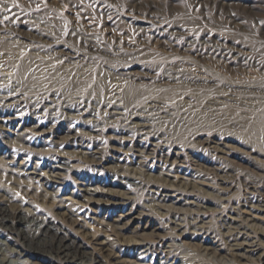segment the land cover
<instances>
[{
    "label": "bare ground",
    "instance_id": "1",
    "mask_svg": "<svg viewBox=\"0 0 264 264\" xmlns=\"http://www.w3.org/2000/svg\"><path fill=\"white\" fill-rule=\"evenodd\" d=\"M134 1L136 2V4H138L137 6H139V3H142L141 0H134ZM190 1L193 7L196 6L197 8L198 7L204 8L206 6H209L208 0H190ZM216 4L219 6L218 8L220 9H223L225 7L229 9L230 7V2L226 0H218ZM244 12L246 13V11ZM203 16L205 18H208V14L206 13ZM228 17H229L228 19L230 20V23L229 22L228 23L230 25H233V27H235L236 25L235 21H237L235 18L236 15L231 14L230 12V15ZM148 22H153V21H148ZM159 23L160 25H158V28H161L163 32L165 31L169 33H174L179 31L178 27L174 24H171L170 22L161 21ZM15 40H13L12 42L0 41L1 62L4 59H10L7 58L10 55L12 57L16 55V51L18 50V48H20L19 47L20 45L18 46ZM223 42H222L223 44L221 42L220 43L218 42L217 44L220 45L221 47L220 50L225 55L238 57L246 54L240 48L242 45L236 44L234 40L226 41L224 39ZM165 52L167 51L165 50ZM191 54L197 57H201V59L208 58L206 54L204 55L201 52L197 53V51L185 55H181V54L167 55L166 53L164 54L163 51H155V52H145V53H131L128 57H125V59H128V61L126 62H124L125 59L123 61L115 60L116 62L112 60L113 63L103 65L101 68L102 70L100 69V71L103 74L102 75L103 78L110 77L112 79V82L114 83H112V85H107L106 87L102 85L104 88L101 94L95 92V87L98 86L100 80L94 79L92 72H88L87 69H83L80 67V69H78L77 72L74 73V75L71 77L70 74L71 70L67 69L68 68L67 65V68H65L60 74L53 75L49 79L52 81V86L56 87L57 90L52 92L51 95L53 97L49 98L48 93L50 92L49 91L50 89H48L46 92L47 97H45L48 99L46 100V103L44 102L46 105H51V107L53 106L55 108L54 110H57L56 113L53 112L49 113L52 120L55 118L57 119L62 118L68 121L69 123L76 122V124L71 128L69 125L67 127V130L64 133H62V135H59L61 132H59V130L55 129L53 126L51 127L48 126L49 129L47 130L43 129V127L45 126L42 125L40 122L34 123L33 117L29 120L27 119V117L22 118L23 116L22 117L19 116L20 115L19 113L20 111L18 110L19 97L17 96L18 94L17 90L9 89L8 87L9 85H7L8 82H6L7 79L5 78L6 80H4L1 78L0 79V127L6 129L8 133L13 130L14 133L16 134L18 133L19 135H22L23 133L26 132H31L33 134L47 135L46 138H49L51 143L57 144V147L61 144L65 145L64 146L65 151H62L61 152L62 154H66L72 158L73 157L75 158L78 155H80L82 158H85L86 160L88 159L89 162L94 163V165L101 166V168H103L105 164L104 162L108 161L107 163L110 164V166H108L110 168L109 172L113 174L111 177H115V180L113 181L108 179V184L110 185L112 184L116 186H129L130 184L131 186L137 185L139 187H142L143 189L149 190V192H152L154 196L158 197V200L162 199L165 201L167 199H170V200L186 202L187 199H192L195 201L190 203L198 204V206L199 203L202 202L205 204L215 203V201H213L212 199H207L206 195L205 196L192 195L190 198L186 192L179 189L182 186L184 188L188 186L194 190L196 189L200 191L202 194L215 192L216 195L219 197V199L227 200L228 202H230V196L228 195L230 194L231 191H238L239 189L236 183H241L244 186V191L239 192L238 195L240 201L241 202L243 201V203L247 205V208H249L247 210L250 211H247L246 209H240L236 211L234 210L235 207L234 209L232 208L224 209L223 212L228 217V221L225 224L226 225L228 224L232 225V223L235 224V222L237 221L236 216H240L242 215V213H249L254 220L255 219L258 220L259 218L257 216L258 214L256 211L261 212L263 210L262 207L264 208V195L263 193L260 192L261 189L259 188L263 184L260 186L258 185L259 183L264 182V163L262 164V161H264L262 160L264 158V153L262 150H259L258 147L256 146V141L254 140V138L252 137V133L250 132L251 124L248 121L249 120L248 117L251 114H253L256 110H258L257 108H264V101L259 104H253L251 100L249 102L247 99H245L247 101L243 100L244 97L242 99L237 98L235 94H232L233 92H239L241 94L252 93L250 89H253V86L239 85L236 87V85H234L235 77L231 76L232 77L231 78L227 74L222 73V71L217 68L215 69L209 66L200 65L199 58H198L199 60L198 62L196 57L193 58ZM76 58H79V60L84 59V57H79V56ZM7 62L8 61L6 60V63ZM133 64L140 65L145 71H143L141 74L135 73L133 70L130 69ZM156 70L160 71L159 74L151 75L152 71H156ZM212 74L220 78L218 82L219 88L216 91L215 98L211 97L213 90L209 89L208 87V82L213 81L211 76ZM149 80H151L150 83L146 82ZM98 89L100 90V88ZM41 97H43V94ZM16 113H18V115ZM212 120L214 121L216 120V122L214 123L212 122ZM52 137H56L58 138V140L54 141ZM104 140L106 141L104 143H101ZM102 144H104V147L101 146ZM97 152L100 153V156L97 155L98 154ZM228 152L232 153V155H235L240 160H242L243 157H245L243 160L251 164L253 168L257 169L256 170L257 175L249 176L250 174L249 175L235 174L234 176L231 175L232 177L230 181L227 180V178L224 177V174H230L231 172H233V170L228 169L227 166L222 167V165H219V163L220 164L224 163L225 160V158L221 157L222 156L221 154H225ZM103 155L104 156L108 155V157L104 159ZM188 161L189 162L192 161L193 164L191 163L189 164ZM155 166H157L158 170L156 173L152 174V169ZM181 166H183L184 168L186 167L185 169H183L184 172L178 170L180 169ZM47 167L50 168L48 173L47 172H43V174H39L40 172L38 174L36 172L33 173L35 174V176H38V179L40 181H43V185H44L43 191L45 192L42 194L43 197H48L51 195L49 192H47L46 188L49 183L56 182L54 178L60 177L59 173H56L57 170L68 169V168L71 169L72 164H70L68 158L64 159V158L56 157L55 159L50 160V163L48 164ZM164 167L167 168L166 171H164L165 170ZM13 168L0 167V170H2L3 172H7V178L4 179L5 180L4 182L2 181V176L0 175V264H36V262H38L39 260L47 261L49 264H128V261L126 260L125 256L129 255V253L122 252L120 248H117L116 246L118 242L117 238L115 242L109 241L108 238L109 235L108 233L104 234V232H106L104 230H102L100 233L98 231L99 234L98 233L89 234L85 232L87 229V225L82 224L83 221L81 220V217L72 208L63 209L64 206L62 205L63 199L64 200L67 199L68 201L70 200L72 201L73 204L81 205V206L96 205L97 207V206L105 205V203H109L110 201L116 203V201L119 198L120 200H122L123 198V197L121 198L122 195L120 194L119 191H116L119 193H116L112 190H110L109 192L106 191V195L109 196H101L103 195L102 191L96 189L84 188L83 195L76 194V196H78V198L81 199L77 201L74 198L75 195L73 196L72 194H69V197L67 198H60L57 201H56V197H52V200L56 201L57 203L53 204V202L51 201L50 207L52 209V207L54 206V208L58 210L57 211L58 215L61 216L60 219L61 221L58 222L55 219L53 220L49 216L47 217L41 208L33 205V202L31 200L26 201L24 199H20V197L17 196V193H15V191L25 193V192H33L34 190L36 191V189L35 187L25 185V183L22 184L23 182L15 177V175L21 174V172L24 170L21 169V165L19 167V170L17 171ZM122 169L125 171L126 170L130 171L131 173L136 174L138 177L127 175L126 172H125L126 175L117 173L118 170H122ZM189 169L190 171L187 174ZM173 170H175L174 174H172ZM63 172H65V170ZM211 174H215L216 177L219 176L217 177L218 180L216 181L214 180V178L213 179L210 178ZM202 176H206V177L201 178ZM152 179L158 180V182L153 181ZM175 185L180 187L172 190L171 186H175ZM175 191L177 192L179 191V195L175 196L174 194ZM59 193L60 192H56V193L54 192V196H56ZM253 199H256V201L253 202ZM213 208L215 207L213 206ZM132 209L133 207L131 205V210ZM129 215L130 212L120 213V215L118 216L120 220H113V218L109 216L110 219L108 218V220L117 221V224L113 225L109 221H107L106 226L111 225L114 230L129 228L130 225L133 223V221H135V219H138L139 217V215H132V216ZM236 225L238 228L239 224L236 223ZM73 226L74 227L77 226L78 227L77 229L79 230L80 228L82 232H80V234H76L78 233V231L72 232L69 228H73ZM225 229H227L226 231L227 233L228 230L230 231L229 227L228 228L225 227ZM102 233L103 235H105L103 236L104 239L103 238L101 239ZM79 238H82L83 241H80ZM160 239L162 240V238ZM248 239H249L248 234L246 235L243 231L238 230V232L234 234L233 244L239 247L240 249L246 250L247 246H245L246 244H244V241ZM134 240H129L128 242L124 240L125 242L123 244L122 243L120 244L119 242L118 243L119 245L126 246L127 248L128 247L130 248L132 246L133 248L134 247L139 248L143 246L144 243L138 241L136 242ZM216 248H219L218 250H225V248L222 247L221 244L218 245L216 244ZM3 255H10V256L13 255L16 258L5 257ZM240 260L241 257L238 258L237 261ZM158 263L161 264V262ZM240 263L243 264L241 261Z\"/></svg>",
    "mask_w": 264,
    "mask_h": 264
},
{
    "label": "rangeland",
    "instance_id": "2",
    "mask_svg": "<svg viewBox=\"0 0 264 264\" xmlns=\"http://www.w3.org/2000/svg\"><path fill=\"white\" fill-rule=\"evenodd\" d=\"M149 1L141 0L142 3H139V6H137L138 4H136L134 0H130V2L129 0H0V41L12 42L16 39L15 42H17L18 46L20 45V48H18V52L16 51L15 56L12 57L10 55L9 57H7L10 59H4L2 62L0 61V79H7L6 82H8L7 85H9V89L17 90V96L19 97V116H23L22 118L27 117V119L29 120L33 117L34 123L40 122L42 125L45 126L43 127V129L47 130L49 129V127L53 126L55 129L61 132L59 135H62V133L67 130V127L69 125L71 128L76 124V122L69 123L68 121L62 118H55L52 120L49 115L50 112L56 113L57 111L54 110L55 108L53 106L51 107V105L45 104L46 100L48 99L45 98L47 97V90L50 89V92L48 93L49 98L53 97L51 93L57 90L56 87L52 86V81L49 80L53 75L60 74L65 68H67V65V69L71 70V77L74 75V73L77 72L78 69H80V67L83 69H87L88 72L93 73L94 79L100 80V83L98 84L99 87H95V92L101 94L104 87H106L107 85H112V83H114L112 82V79L110 77L103 78V74L100 71L103 65L111 64L115 60L123 61L125 57H128L131 53H145L155 51H163V53H166L167 55H185L193 53L194 51H197V53L201 52L204 55L206 54L208 58L201 59V57H197L193 54H191V56H193V58L196 57L197 60L199 58L200 62L199 60L198 62L200 65L209 66L215 69L217 68L221 70L222 73L227 74L230 77H235L234 85H236V87L239 85L253 86V89H250L252 93L241 94L239 92H233L232 94H235L237 98L242 99L244 97L243 100L247 99L248 102L251 100L253 104H259L264 101V0H226L230 2L229 9H227V7L223 9L218 8L219 6L216 4L218 0H208L209 6H206L204 8H197L196 6L193 7L190 0ZM171 2L174 3L172 4ZM244 11H246V13ZM230 12L231 14L236 15V28L233 27V25L229 24L230 20L228 19V16L230 15ZM202 13L208 14V18H205L203 16L204 14ZM161 21L170 22L171 24L176 25L179 31L174 33H169L165 31L163 32L161 28H158V25H160L159 22ZM226 21L227 23H229L227 24ZM153 38L156 40H154ZM224 39L226 41L234 40L236 44L242 45L240 48L246 54L238 57L225 55L220 50V45L217 44L218 42L222 43ZM51 42H54L55 44ZM165 50L167 52H165ZM78 56L84 57V59L79 60V58H76ZM239 59L243 62H241ZM6 60L10 62L6 63ZM126 61H128V59L124 60V62ZM130 69L137 74H141L143 71H145L138 64H133ZM159 72V70L152 71L151 75L159 74ZM211 76L213 81L208 82V87L209 89L213 90L211 97L215 98L216 91L219 88L218 82L220 78L213 74ZM146 82L150 83L151 80ZM98 88H100V90ZM42 94L43 97H41ZM257 109L258 110H256L253 114L248 117V121L251 124L250 132L252 133V137L256 141V146L259 150H262L264 153V141H262L264 140V108ZM16 114L18 115V113ZM212 122L215 123L216 120H212ZM15 134L16 133H14L13 130L8 133L6 129L0 127V167H14L13 169L17 171L19 170V167L21 165V169L24 170L21 172V174L15 175V177L21 180L23 182L22 184L25 183V185L35 187L36 191L34 190L33 192L25 193L15 191V193H17V196H19L20 199H24L26 201L31 200L33 202V205L41 208L47 217L49 216L53 220L55 219L56 221L60 222L61 216L58 215V210H56L54 206L51 209L50 202L52 201L53 204L57 203V200H59L60 198H67L69 197V194H72L73 196L75 195L74 198L76 201L81 200L78 198V196H76V194L83 195L84 188L102 191L103 195L101 196H109L106 195V191L109 192L110 190L114 192H120V194L122 195L121 198H123L122 200H120V198L117 201L115 200L116 203L110 201L109 203H105V205L97 207L96 205L81 206L73 204L70 200L68 201L67 199H63L62 205L64 206L63 209L72 208L81 217V220L83 221H81L82 224L87 225V229L85 232L89 234L98 233V231L100 233L102 230H104L106 231L104 232V234L108 233V238L111 242H115L117 238L120 244H123L125 241L128 242L129 240L134 239V241L136 242L138 241L144 243L143 246L139 248H133V246L127 248L126 246L119 245V243L117 242V248H120L122 252L129 253V255L125 256L126 260L128 261V264H160L158 262H161V264H241L240 261L243 264H264V208L262 207L263 210L261 212L256 211L258 214L257 216L259 218L258 220H254L249 213H242V215L244 216H236L237 221L235 222V224H228L229 226L225 224L228 221V217L223 212L224 209H234V207V210L236 211L240 209H249L247 208V205L243 203V201H240L238 195L239 192L244 191V186L241 183H236L239 189L238 191H231L228 195L230 196V202H228L227 200L219 199L215 192L211 193L209 191L210 193L202 194L200 191L196 189L194 190L191 187L187 186L184 188L183 186L180 187L177 185L171 186L172 190L180 187L179 189L186 192L190 198L192 195H206L207 199H212L213 201H215V203L205 204L202 202L199 203L198 206V204L190 203L195 201L192 199H187L186 202L170 199H167L165 201L162 199L158 200V197L154 196L152 192H149V190L143 189L142 187H139L137 185L131 186L130 184L129 186H116L108 184V179L112 181L115 180V177H111L113 174L109 172L110 168L108 166H110V164L107 163L108 161L106 162L104 160L105 164L103 168H101V166L94 165V163L89 162L88 159L86 160L80 155L75 158H72L66 154H62L61 152L65 151V145L61 144L57 147V144L51 143L49 138H46L47 135L33 134L31 132H26L22 135H19L18 133V135ZM52 139L54 141L58 140V138L56 137H52ZM105 141L106 140L102 141L101 143H104ZM101 146L104 147V144H102ZM97 153V155L100 156V153ZM228 153L221 154V157L225 158V160L224 163H219V165H222V167L227 166L228 169L233 170V172H231L230 174H224V177H226L227 180L230 181L231 177L235 174H250L249 176L257 175V169L253 168L251 164L244 161L243 159L245 157L240 160L235 155H232V153ZM9 154L13 156H10ZM56 157L64 159L68 158L70 164H72V168L62 169L63 171L65 170V172H63L62 170H57L56 173H59L60 177L54 178L56 182L49 183L46 188L47 192H49L51 195L48 197H43L42 194L45 193L43 191V181H40L38 179V176H35V174L33 173H48L50 168L47 166L50 163V160L55 159ZM107 157L108 155H105L104 159ZM262 160H264V158ZM190 163L193 164L192 161H190L189 164ZM263 163L264 161H262V164ZM185 168L181 166L178 170L184 172L183 169ZM98 169H100L101 171ZM164 169V171H166L167 168L164 167ZM157 170V166L153 167L152 174L156 173ZM174 171L175 170H173L172 174H174ZM189 171L190 169L188 170L187 174L189 173ZM125 172L127 175L138 177L136 174H133L128 170L125 171L122 169L117 171V173L119 174H125ZM0 175L2 176V181L4 182V179L7 178V172H3L2 170H0ZM204 177L206 176H202L201 178ZM217 177L215 176V174L210 175V178H214V180L216 181L218 180ZM152 180L158 182V180ZM258 185H262L258 187L261 189L260 192L264 195V182L259 183ZM179 191H175L176 193L174 192L175 196L179 195ZM54 192L60 193L54 196ZM52 197H56V201L52 200ZM255 201L256 199H253V202ZM131 205L133 207L132 210ZM213 206L215 208H213ZM122 212H130L129 216L139 215V217L138 219H135V221H133L129 228L114 230L111 225L106 226L107 221H109V216L112 217L113 220H120L118 216ZM187 219L192 221L190 222ZM113 220H110L109 222L113 225H116L117 221ZM236 223L239 224L238 228ZM225 227L230 228V231L228 230V233L226 232L227 229H225ZM77 228V226H73V228L69 229L72 232L78 231V233L76 234H80L82 230L80 228L78 230ZM236 228L240 231H243L246 235L248 234L249 236V239L245 240L246 243L244 241V244H246L245 246H247L246 250L240 249L239 247L233 244L234 234L238 232ZM103 236L105 235H103L102 233L101 239H104ZM160 238H162V240ZM79 239L80 241H83L82 238ZM215 243L217 245L221 244V246L224 247L225 250H218L219 248H216ZM3 256L16 258L13 255ZM240 257L241 260L237 261ZM36 264L49 263L47 261L39 260L38 262H36Z\"/></svg>",
    "mask_w": 264,
    "mask_h": 264
}]
</instances>
